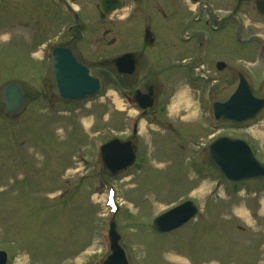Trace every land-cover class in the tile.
Wrapping results in <instances>:
<instances>
[{
    "label": "rangeland",
    "instance_id": "1",
    "mask_svg": "<svg viewBox=\"0 0 264 264\" xmlns=\"http://www.w3.org/2000/svg\"><path fill=\"white\" fill-rule=\"evenodd\" d=\"M157 1L166 7V0ZM71 2L85 26L76 46L87 49L86 60L124 49L130 35L120 33L121 28L111 31L109 17L99 18L97 0ZM53 3L0 0V85L17 80L27 96L24 111L14 117L5 115L0 104V249L8 253L5 264H99L108 252L110 219L116 222L129 264H264L262 183L218 180V186L208 177L214 171L200 160L207 143L224 134L244 138L264 162V109L239 124L216 125L209 119L207 89L212 93L232 82L237 69L251 76L264 71V61L254 57L251 45L238 47L232 37L235 18L227 22V34L208 32L204 67L196 69L203 75L195 84L178 70L139 82L140 89L148 79L157 83L155 102L161 110L152 107L140 119L137 158L115 175L102 168L97 146L129 136L139 118L136 108L118 97L120 91L114 93V83L74 103L51 97L47 46L72 33H65L70 20L63 23ZM211 3L213 19L226 14L220 7L236 4ZM145 5L153 15V0ZM170 25L166 28L171 31ZM250 26L245 32L262 34ZM154 31L159 38L165 34L156 26ZM117 34L123 35L120 41ZM114 35L118 42H112ZM186 53L182 47L179 56ZM217 59L226 62L222 70L214 66ZM143 67L145 73L147 63ZM153 67L159 68L157 63ZM187 199L198 206L195 218L168 234H156L153 218ZM243 205L251 219L238 214Z\"/></svg>",
    "mask_w": 264,
    "mask_h": 264
},
{
    "label": "water",
    "instance_id": "2",
    "mask_svg": "<svg viewBox=\"0 0 264 264\" xmlns=\"http://www.w3.org/2000/svg\"><path fill=\"white\" fill-rule=\"evenodd\" d=\"M119 0H100L115 6ZM126 55H121L115 61H122ZM52 62L49 71L50 85L53 96L63 101L74 100L97 93L101 87L100 79L91 75L87 65L77 56L76 51L69 45L56 46L52 51ZM0 101L4 113L8 116L19 114L25 105L23 88L17 81L6 82L0 86ZM264 106V87L253 91L247 79L239 74L234 84L221 90L211 101V111L215 120L243 121L253 117ZM131 142L111 141L104 146L102 155L109 151V160H103L105 167L117 172L133 160ZM121 156L115 160L117 154ZM203 161L213 166L231 180L248 178L264 181V164L258 162L244 140L220 136L210 143L202 154ZM196 206L191 201H185L153 220L152 228L156 231H168L187 221L196 212ZM111 252L101 264H128L124 249L117 242L118 234L114 223L110 228ZM2 254V253H1ZM3 256V255H2ZM2 262L4 258H1Z\"/></svg>",
    "mask_w": 264,
    "mask_h": 264
},
{
    "label": "flooded vegetation",
    "instance_id": "3",
    "mask_svg": "<svg viewBox=\"0 0 264 264\" xmlns=\"http://www.w3.org/2000/svg\"><path fill=\"white\" fill-rule=\"evenodd\" d=\"M209 1V0H208ZM131 6H130V12L129 13H125L126 18H124V20H126V22H128L130 24V20H132V18L139 14L138 16L140 17V26L142 29V33H141V37L140 35H138V37H135L134 44L137 47H134V49H139L138 51V61H139V71L141 72V69L144 68L142 65L147 63V69L146 72L139 75H132V74H123L122 76H124V82L127 83L128 88L133 92L132 94L135 92V89L137 88V85L139 84L140 81L149 78V75H157L160 73L159 69L161 70V68L163 69H170V68H176V64L175 62H173V59L175 57V55L173 56V59L169 62L166 63V65L161 66V68H154L153 66H156V63L158 64V67H160L161 64H163V62L165 61V57L163 52L165 50H167V44H168V48H170V50H172V52L175 54L176 50L177 52L179 51L178 47L175 45L176 43L174 42L175 34L174 32H172V34L167 35V37L165 38H159L158 35L155 34V32L151 29L150 24H152V20L149 17L150 16H146V14H148V12L146 11L145 7V3L146 0H131ZM65 4V3H64ZM170 5V6H169ZM168 8L165 9L162 6H160L158 4V2H156V5L152 6L153 7V12L155 11L154 14L159 15L160 17L156 16V18H158L155 22H157L158 24V28L161 29H167L166 27L169 26V21L170 19H172L175 15H178L179 13V7L180 4L179 2H173V3H169ZM200 10V14L202 15L203 12L208 11V6H201L198 8ZM167 10V11H166ZM264 10V0H238L237 6H236V14L238 17V25L240 26V30H242L244 32V34L246 35V42L249 43L251 46V49L254 53V57H255V51H256V47L253 44V41L255 39V37H258V35H260L257 31H246L245 32V28L247 25H252L250 27H248V29H253V30H257L260 29L262 30V34L264 35V13H261L259 11H263ZM140 12V13H139ZM202 12V13H201ZM209 13V12H208ZM252 13V14H251ZM153 14V13H152ZM115 16L120 17L118 14H116ZM142 16V18H141ZM133 18V19H134ZM249 18L255 19L256 21H254L253 23H249ZM227 16H221L218 20V29H224V25H226V20ZM112 20H116L115 18H112ZM205 24H208V20L205 18L204 19ZM216 20V19H214ZM175 20L172 21V24L174 23ZM150 23V24H149ZM114 25V22H113ZM150 27V28H149ZM172 27V25H170V28ZM170 30V29H169ZM152 31V32H151ZM163 41V42H161ZM148 45V48H147ZM164 50H163V48ZM132 50V49H130ZM175 50V52H174ZM264 61V60H263ZM96 62V61H95ZM194 61L191 62V64H193ZM107 63V61H102V60H97V62L95 63L94 67L95 68H102L103 64ZM148 63H150V65H148ZM131 66L130 63H127V68H129ZM154 68V69H153ZM110 76H115L113 70H111L109 72ZM139 76V77H138ZM114 78V77H113ZM137 78L136 81H134V79ZM205 78V77H204ZM196 79V78H195ZM252 82L253 84H255L254 86L256 88H258V86L260 85V83L264 80V71L261 72H253V76H252ZM126 85V84H125ZM143 88L145 89L146 94H143L141 96V100H143L145 97L144 95H148L149 90H152V93L154 94V98L157 95V89H156V84L153 81H147L143 84Z\"/></svg>",
    "mask_w": 264,
    "mask_h": 264
},
{
    "label": "bare ground",
    "instance_id": "4",
    "mask_svg": "<svg viewBox=\"0 0 264 264\" xmlns=\"http://www.w3.org/2000/svg\"><path fill=\"white\" fill-rule=\"evenodd\" d=\"M237 212H238V214H240V215H244L245 216V213H244V211L242 210V209H238L237 210ZM245 218V217H244ZM249 222V221H248Z\"/></svg>",
    "mask_w": 264,
    "mask_h": 264
}]
</instances>
